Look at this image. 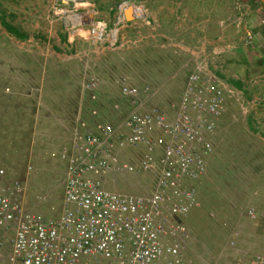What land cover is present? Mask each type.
Here are the masks:
<instances>
[{
  "label": "rangeland",
  "instance_id": "obj_1",
  "mask_svg": "<svg viewBox=\"0 0 264 264\" xmlns=\"http://www.w3.org/2000/svg\"><path fill=\"white\" fill-rule=\"evenodd\" d=\"M58 1L0 0V16L28 32L26 39H20L0 22V171L4 170L0 182L20 180L30 209L58 217L66 181L61 150L72 136L70 125L84 121L96 127L122 119L132 108L119 96L123 81L150 85L155 92L151 102L168 109L182 93L187 77L199 70L214 75L226 96L208 170L196 183L200 205L184 220L191 238L186 253L195 264H225L220 258L227 256L221 248L225 244L231 256L246 243L262 254L264 87L249 80V68L241 78L231 72L239 67L234 60L242 59L234 34L240 21L244 23L243 15H186L176 11L182 0H141L145 16L122 27L123 43L112 46L109 33L98 30L104 41L96 43L89 27L69 31L62 19L54 21L51 9ZM123 1L95 0L96 18L112 28ZM203 22L214 28H236L218 29L209 36ZM245 30L240 33L246 40ZM138 150L122 154L135 161ZM114 175L121 187L112 188L118 190L134 192L138 182H147L145 175ZM248 207L255 208L256 216L249 218ZM241 232L245 236L233 243L232 237Z\"/></svg>",
  "mask_w": 264,
  "mask_h": 264
},
{
  "label": "built area",
  "instance_id": "obj_2",
  "mask_svg": "<svg viewBox=\"0 0 264 264\" xmlns=\"http://www.w3.org/2000/svg\"><path fill=\"white\" fill-rule=\"evenodd\" d=\"M145 11L141 1H123L112 28L96 18L95 0L58 1L51 15L69 31L89 27L96 43L104 41L98 30L109 33L113 46ZM213 76L191 73L168 109L151 102L150 85L125 81L121 96L132 108L122 119L96 127L77 122L61 150L66 181L58 217L30 209L20 180L0 182V264H188L184 220L200 205L196 183L208 170L224 112L226 89ZM128 149H139L137 160L123 156ZM116 172L145 175L146 185L112 188Z\"/></svg>",
  "mask_w": 264,
  "mask_h": 264
},
{
  "label": "crops",
  "instance_id": "obj_3",
  "mask_svg": "<svg viewBox=\"0 0 264 264\" xmlns=\"http://www.w3.org/2000/svg\"><path fill=\"white\" fill-rule=\"evenodd\" d=\"M143 1L150 2V0H143ZM180 2H178L179 7L176 8V11L177 10L184 11L186 15H190L194 13L195 15H201L206 17L207 16L219 17L223 15L225 16V14H227L228 12H232V13L235 12L237 16L243 15L242 17L244 19V23L240 21L241 23L237 25L239 29H237L236 30L237 32L235 33V34L239 33V36L237 35L235 37L234 34V38L236 39V43L238 46V49H236V51L242 57V59H240L239 61L241 64L238 63V61L234 60L236 66L239 65V67H237L236 69L234 67V70H232L231 72L232 75H235L237 78H241V72L245 74L247 68H249L250 69V74H248L249 80H253L257 87L260 86L264 87V0H182ZM211 26L214 25H210L209 23H204V22L202 24L203 30H205L209 36H210L209 32L212 33L214 31H218V29L219 31L222 32L224 31L229 32V30H233L234 28H236L235 25L234 28L232 29L228 27L226 28L223 27L221 29L219 27L214 28ZM245 27L248 29L245 31H247L250 37L249 38L247 35L246 38L247 41L243 38L244 36L240 33ZM226 35H227L226 39L229 40L230 36L228 34ZM245 41L247 42L246 45H245ZM232 65L235 64L232 62ZM262 92L264 94V91ZM76 123L77 122L70 125V127L74 128V125ZM108 181L110 182V184L116 187H121L120 178L118 176H111ZM145 185L146 183L142 184L141 182H138V189L141 188V186H145ZM256 196H257V191L254 189L252 197L256 198ZM251 206L253 207L254 205L252 204ZM252 207H248L246 210V214L249 216V218H252L257 214L255 208H254L255 210L254 215L249 214V210ZM244 236L245 234L241 232L238 235L232 237L231 240L234 243L236 239L238 241L242 240V237ZM246 237H248L249 240L251 239L250 236L246 235ZM261 247L264 249V246L261 245ZM221 248L223 249V253L224 252L227 253L226 257H222V255L220 257L221 259L224 258V261H226L225 264H233L239 261L244 262V264H264V251L262 250V254L257 253V250L254 249L253 246L249 248V245L247 243L244 245V248H242V250L240 249L236 250L235 254L232 256L230 255L232 250H230L229 249L230 247H228L226 244ZM216 252L218 253L217 250ZM189 255H187L188 264H195L194 263L195 260L193 261V259L189 257ZM212 255L217 256L215 254Z\"/></svg>",
  "mask_w": 264,
  "mask_h": 264
},
{
  "label": "trees",
  "instance_id": "obj_4",
  "mask_svg": "<svg viewBox=\"0 0 264 264\" xmlns=\"http://www.w3.org/2000/svg\"><path fill=\"white\" fill-rule=\"evenodd\" d=\"M0 22H1L2 26L5 27L6 30H7L9 33H11L12 35H14V36H16V37H18V38H20V39H26V38L28 37V32H27V31H23L22 29H20V28L17 27L16 25H14V24L10 23L9 21H7V19H6V17H5L4 15H1V16H0ZM123 82H125V81H123ZM123 82H122V83H123ZM235 84H236L238 87H241V84H240V83L235 82ZM85 90H87V92L89 91V93H91L90 91H92V90H89V89H85ZM92 93H93V92H92ZM120 94H121V93H119V96H121ZM121 98H122V97H121ZM103 121H107V120H101V122H103ZM107 122H109V121H107ZM78 123H79V122H78ZM110 123H114V122H111V121H110ZM101 124H103V123H101ZM101 124H99V125H101ZM82 125L87 126V127H90V126L87 125L86 122H84V121H82Z\"/></svg>",
  "mask_w": 264,
  "mask_h": 264
},
{
  "label": "clouds",
  "instance_id": "obj_5",
  "mask_svg": "<svg viewBox=\"0 0 264 264\" xmlns=\"http://www.w3.org/2000/svg\"><path fill=\"white\" fill-rule=\"evenodd\" d=\"M90 19H92V20H90ZM89 20H88V22L87 23H90V22H92L93 21V18L91 17ZM90 21V22H89ZM122 84V83H121ZM121 93V92H120ZM121 95V94H120Z\"/></svg>",
  "mask_w": 264,
  "mask_h": 264
},
{
  "label": "water",
  "instance_id": "obj_6",
  "mask_svg": "<svg viewBox=\"0 0 264 264\" xmlns=\"http://www.w3.org/2000/svg\"><path fill=\"white\" fill-rule=\"evenodd\" d=\"M90 20H92V19H90Z\"/></svg>",
  "mask_w": 264,
  "mask_h": 264
}]
</instances>
